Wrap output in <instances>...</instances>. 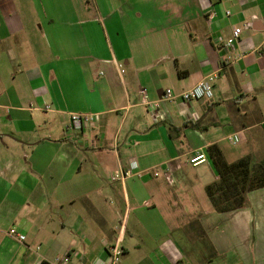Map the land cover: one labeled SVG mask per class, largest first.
Returning a JSON list of instances; mask_svg holds the SVG:
<instances>
[{"label": "crops", "instance_id": "crops-1", "mask_svg": "<svg viewBox=\"0 0 264 264\" xmlns=\"http://www.w3.org/2000/svg\"><path fill=\"white\" fill-rule=\"evenodd\" d=\"M212 145L264 161V0H0V264H264V187L218 211Z\"/></svg>", "mask_w": 264, "mask_h": 264}, {"label": "built area", "instance_id": "built-area-1", "mask_svg": "<svg viewBox=\"0 0 264 264\" xmlns=\"http://www.w3.org/2000/svg\"><path fill=\"white\" fill-rule=\"evenodd\" d=\"M229 15L230 12H227ZM248 28L247 25L243 27H235L231 37L227 40L225 44L226 49H232L236 45V43L240 40L244 30ZM145 94V91H144ZM213 88L209 81H201L198 83L193 89L184 92L180 95L182 99L185 101L190 100H201L204 98H212L213 97ZM175 97L172 90H167L165 93V99L170 100ZM153 109L156 112L157 108L159 107L158 103H154L152 105ZM98 122V116L96 114L92 113H73L70 115L69 120L67 121L65 125V129L67 131H83L84 129L91 128L95 126V124ZM230 142L236 144L240 141V138L238 135H233L229 137ZM208 158L207 155L203 152L198 151L190 158V163L193 166H197L200 164H203L207 162ZM153 175L155 177H164L167 182L173 184L174 180L172 178V174L169 169L164 170H154L152 171ZM144 175V172L140 170L139 163L137 161H131L126 167L119 169L111 176L112 183L117 182H124L127 179L138 176L142 177ZM10 236L18 240L19 242H24L26 240V236L19 233L17 229L13 228L9 232ZM39 249V248H38ZM108 256H109V264H118L121 260V258L124 255V250L121 245H111L107 249ZM56 264H72V260L69 254H66L65 256L56 259Z\"/></svg>", "mask_w": 264, "mask_h": 264}, {"label": "trees", "instance_id": "trees-1", "mask_svg": "<svg viewBox=\"0 0 264 264\" xmlns=\"http://www.w3.org/2000/svg\"><path fill=\"white\" fill-rule=\"evenodd\" d=\"M208 153L218 173L219 180L207 188L208 196L218 211L242 207L247 191L264 187V161L254 163L250 157L229 164L217 145L208 148Z\"/></svg>", "mask_w": 264, "mask_h": 264}, {"label": "rangeland", "instance_id": "rangeland-1", "mask_svg": "<svg viewBox=\"0 0 264 264\" xmlns=\"http://www.w3.org/2000/svg\"><path fill=\"white\" fill-rule=\"evenodd\" d=\"M66 133L68 132V131H65ZM72 131H70V133H71ZM226 144V147L228 148V150L230 151V150H232L233 148H237V147H234V145H230V143H225Z\"/></svg>", "mask_w": 264, "mask_h": 264}]
</instances>
